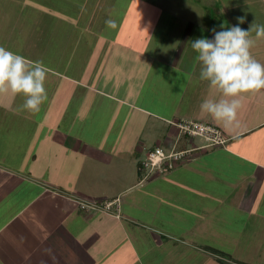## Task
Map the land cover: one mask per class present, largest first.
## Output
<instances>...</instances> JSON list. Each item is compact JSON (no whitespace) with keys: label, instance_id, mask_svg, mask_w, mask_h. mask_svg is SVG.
Wrapping results in <instances>:
<instances>
[{"label":"rangeland","instance_id":"rangeland-1","mask_svg":"<svg viewBox=\"0 0 264 264\" xmlns=\"http://www.w3.org/2000/svg\"><path fill=\"white\" fill-rule=\"evenodd\" d=\"M192 1H201L195 5L209 4L208 11L215 14L216 8H220V5H214L215 0H0V46L29 61H42L48 69L45 81L48 98L41 105L40 111L33 114L21 110L23 95L13 96L8 93L0 95V105L9 106L7 96L12 95L16 99L14 105L17 106L18 113L12 114L4 110L0 113V120L22 125L28 123L34 127L40 125V137L49 138L46 132L50 136L54 133L53 129H48L51 124L55 125L62 137L69 136L70 131L73 138H88V133H91L96 147L100 146L103 139L121 142L134 131L143 132L145 149L151 150L159 145L169 152L171 149L165 145L164 137L172 130L177 131L171 122L181 119L159 118L153 112L144 113L140 107L157 113L167 110L168 102L176 100L173 95L179 91L170 92L173 78L172 75L169 76V50L165 48L173 47L174 43L185 38L188 29L184 25L188 19L194 21L204 18L196 17L197 8L192 9ZM255 1L224 0L221 5L230 9L231 5L240 2L241 6L237 8L240 13L234 17L236 20L243 18L244 21L249 19L263 24L261 17L264 13L260 17V13L254 14L255 17L244 16L252 9L259 10L260 5L264 11L262 1L254 4ZM151 8L160 10L155 21L148 16L147 9ZM216 18L207 14V25H213L212 19L217 21L219 28L230 25V17L225 13L217 14ZM108 19L117 21L118 27L108 28L105 24ZM126 31L138 32L140 41L134 40L125 46L111 44L113 35ZM252 38H257L256 41L260 43L263 53H260L258 60L261 59L260 63L264 64V39L257 37L255 32L252 33ZM130 44L143 46L144 49L132 48ZM162 47L165 48L161 49ZM175 105L178 107L180 104L177 102L173 104ZM185 107L184 105L181 109L184 110ZM182 120L209 123L204 120ZM73 121L77 122V128L69 130V124ZM89 123L95 128L87 129ZM19 131L28 134L31 130ZM176 134L181 137L178 131ZM183 138L184 142L189 139L197 146L204 141L198 136ZM5 142H15L19 151H24L25 137L22 135L15 141ZM260 145L264 148V143ZM252 147L259 149L258 145ZM247 148L251 151V148ZM142 153L145 155L146 152ZM114 154L116 156H112L110 165L105 162L96 164L95 174L105 173L114 180H125L123 185H126L129 171L134 172L137 166L128 163L123 155L118 157L115 149L112 155ZM249 167L251 171L255 169L254 166ZM139 172L140 184L142 183L140 192L131 190L118 196L120 192L113 191L107 195L108 199L100 202L119 198L117 205L121 207V201L126 202L132 196H139L140 210L134 209L132 213L135 217H140L143 224L140 226H144L140 233H154L161 238V245L156 246L146 234L141 241V248L163 251L165 256L162 264H264V189L251 213L244 208L238 209L234 202L230 205L222 204L226 207L223 209L221 203H215L210 197H205L192 208L188 204L194 199L180 198L173 207L168 201L159 202L153 197L154 187L166 190L167 186H156L145 178L147 172ZM91 180L92 186H96L93 182L95 179ZM87 181L89 180H84V183ZM170 191L168 189L167 192ZM220 193L227 199L230 190L222 188ZM87 195L92 196L89 193ZM124 208L131 212L129 205H124ZM122 211L121 207L119 211L117 208L113 209V213H108L122 216ZM204 224L206 229L210 227L209 236L202 229ZM191 227L199 228L202 234L194 231L184 233ZM210 230L215 234L212 235ZM208 246L223 249L226 254L223 257L208 255L205 250ZM181 252L185 256L182 257Z\"/></svg>","mask_w":264,"mask_h":264},{"label":"crops","instance_id":"crops-1","mask_svg":"<svg viewBox=\"0 0 264 264\" xmlns=\"http://www.w3.org/2000/svg\"><path fill=\"white\" fill-rule=\"evenodd\" d=\"M223 1H213L216 7L220 5L219 9L216 8V14L211 10L208 11L209 4L195 5L196 2L201 1H192V9L193 7L198 9H196V17L204 18L194 21L188 19L184 25L188 29L185 38L174 43L173 47L161 48L169 50L168 69L169 76L172 75L173 78L170 92L179 91L173 95L176 96V100L169 101L167 110L162 112L155 113L148 108H140L144 113L150 111L166 120L179 118V120L207 121L220 127L230 141L224 147L195 152L193 159L178 165L163 176H161L162 173H155L147 174L145 178L156 186L160 184L167 186L166 190L154 187L153 197L159 202L168 201L173 207L178 204L180 198L194 199L196 204L193 201L188 204L192 208L193 205L201 203L205 197H210L215 200V203H221L223 209L226 207L222 204L230 205L234 202L238 209L244 208L251 213L264 189V148L260 147V144L264 143V90L242 95L239 98L241 107L237 113V124L225 126L222 121L214 119L200 109V104L205 99L219 100L223 97L216 89L209 87L208 81L200 80L201 65L196 59L197 53L191 48V42L197 38L212 39V29L223 30L222 27L219 28L215 19H212L213 25L208 26V19L205 20L207 14L216 18L217 14L225 13L227 17H230V25L226 26L227 28L239 24L238 19L234 17L240 13L237 9L241 6L240 2L231 5L232 8L229 9L221 5ZM258 1L259 4L262 1L264 5V0H256L253 3L257 4ZM159 11L154 8L147 9L149 18L155 21L159 17ZM257 13H260L259 17L264 13L261 5L259 10L252 9L244 16L255 17L254 14ZM261 18L264 21V14ZM254 22L248 19L239 26L248 30ZM254 24L264 25V23ZM226 27L223 26V28ZM252 39L255 43L251 53L260 62L261 59L258 60V57L263 50L260 48V43L256 41L257 38ZM108 40L111 41V39ZM134 40L140 41L138 32H119L113 35L111 44L125 46ZM130 45L132 48L144 49L143 46ZM7 98L8 101L10 100L8 103L10 105H0V113L4 110L12 114L18 113L17 106L14 105L15 97L8 95ZM177 102L180 105L173 106ZM184 105L186 107L182 110ZM140 108L137 109L140 110ZM27 124L22 125L14 121L7 123L0 120V264L164 263L163 251L155 252L141 248V241L145 239L146 234L148 238L153 239L156 246L161 245V238L154 233H140V229H144V226H140L142 224L140 217H135L132 213L134 209L140 210L139 196L135 198L132 196L126 202L121 201L122 216H113L111 213L100 211H86L81 207L82 201L108 199L107 195L113 191L120 192L118 196L122 192L131 190L140 192L142 183L140 184L139 180V165L150 150L145 149L146 141H144L143 132L134 131L130 137L122 139L121 142L103 139L100 146L96 147L94 135L91 133H88V138H73L70 131L69 136L62 137L55 125L51 124L52 126L48 129H53L54 133L50 136L46 132L49 137L47 138L38 136V130L42 129L40 125L34 127ZM69 125V130L77 128L76 121ZM92 127L95 128L91 123L86 126L87 129ZM20 129L31 131L27 134L20 132ZM176 132L172 130L164 137L168 148L182 150L197 146L189 139L184 142V138L178 137ZM19 135L25 137L24 151H19L20 148L15 145V142L12 144L5 142V140L15 141ZM252 145H258L259 149L253 148ZM247 147L251 148V151ZM114 149L118 157L123 155L128 163L137 166L134 172L129 171L126 185H123L125 180H114L112 176L105 173L95 174L98 162L111 164L112 156H116V154L112 155ZM142 152H146L145 155ZM249 166H254L255 169L251 171ZM91 178L95 179L93 182L96 186L94 184L92 186ZM84 180L89 181L84 183ZM222 188L230 190L227 199L220 193ZM168 189H171L170 192L173 194L167 192ZM178 193L179 196H177ZM124 205H129L131 212H128ZM121 207L115 206L118 210ZM206 228L204 224L202 229L208 235L210 227ZM192 231L202 234L199 228L194 229V227L187 228L184 233ZM214 234L213 232L212 235ZM207 235L206 238H208ZM211 248L221 252L219 256L223 257L226 254L223 249L208 246L205 249L208 255H217L210 251ZM181 254L182 257L185 256L183 252Z\"/></svg>","mask_w":264,"mask_h":264},{"label":"clouds","instance_id":"clouds-1","mask_svg":"<svg viewBox=\"0 0 264 264\" xmlns=\"http://www.w3.org/2000/svg\"><path fill=\"white\" fill-rule=\"evenodd\" d=\"M238 20L239 24L244 23L243 18ZM105 24L110 29L118 27L113 19L106 20ZM239 24L230 28H223L222 25L221 31L212 29V39L201 37L191 42L201 65L200 80L208 81L209 87L223 97L219 100L205 99L200 109L225 126L237 124L242 95L264 90V64L251 53L255 43L251 33L255 31L257 37H264V25L253 23L245 30ZM47 73L48 69L42 61H29L0 46V95H23L21 110L33 114L40 111L48 98L45 88Z\"/></svg>","mask_w":264,"mask_h":264},{"label":"built area","instance_id":"built-area-1","mask_svg":"<svg viewBox=\"0 0 264 264\" xmlns=\"http://www.w3.org/2000/svg\"><path fill=\"white\" fill-rule=\"evenodd\" d=\"M171 124L177 128L176 130L181 137L186 136L194 138L198 136L204 141L199 146H193L182 150L172 149L169 152H166L162 147L148 150L145 158L142 160V170L148 174L169 172L178 165L193 159L195 152L208 148L224 147L230 141L220 127L211 123L180 120L178 122H171ZM100 201L85 200L81 202V207L86 211H107L108 213L113 212V209H116L115 206L120 202L119 198L113 201Z\"/></svg>","mask_w":264,"mask_h":264},{"label":"trees","instance_id":"trees-1","mask_svg":"<svg viewBox=\"0 0 264 264\" xmlns=\"http://www.w3.org/2000/svg\"><path fill=\"white\" fill-rule=\"evenodd\" d=\"M156 147H159V146H156ZM156 147H154V148H152L151 150H154ZM140 171H143L142 170V160L140 161ZM210 251H212V252H214V253H216L217 255H219L221 252H219L218 250H216V249H210Z\"/></svg>","mask_w":264,"mask_h":264}]
</instances>
